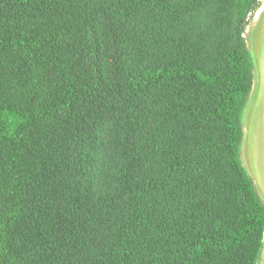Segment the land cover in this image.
<instances>
[{"label":"trees","instance_id":"obj_1","mask_svg":"<svg viewBox=\"0 0 264 264\" xmlns=\"http://www.w3.org/2000/svg\"><path fill=\"white\" fill-rule=\"evenodd\" d=\"M258 7L0 0V264H258Z\"/></svg>","mask_w":264,"mask_h":264},{"label":"rangeland","instance_id":"obj_2","mask_svg":"<svg viewBox=\"0 0 264 264\" xmlns=\"http://www.w3.org/2000/svg\"><path fill=\"white\" fill-rule=\"evenodd\" d=\"M257 3L262 6L264 0ZM259 14L260 9L246 14L243 34L254 60V84L243 115L242 161L264 205V18L257 22ZM262 243L258 264H264V238Z\"/></svg>","mask_w":264,"mask_h":264},{"label":"flooded vegetation","instance_id":"obj_3","mask_svg":"<svg viewBox=\"0 0 264 264\" xmlns=\"http://www.w3.org/2000/svg\"><path fill=\"white\" fill-rule=\"evenodd\" d=\"M260 9V14L256 16V21L259 22L261 18H264V3L262 6H259V8L256 10V12Z\"/></svg>","mask_w":264,"mask_h":264}]
</instances>
